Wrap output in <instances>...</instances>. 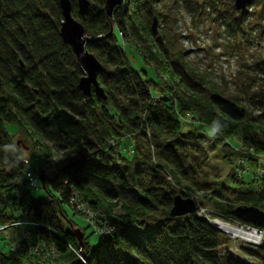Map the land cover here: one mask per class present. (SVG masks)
Here are the masks:
<instances>
[{"label":"trees","instance_id":"trees-1","mask_svg":"<svg viewBox=\"0 0 264 264\" xmlns=\"http://www.w3.org/2000/svg\"><path fill=\"white\" fill-rule=\"evenodd\" d=\"M68 1L71 17L90 38L87 52L100 64L96 81L104 101L92 90L84 96L77 88L83 74L59 36V0H0V228L24 218L38 225L30 228L32 235L54 250L58 264H82L72 252L79 249L74 236L61 227L62 219L74 226L63 209L72 190L109 229L94 247L77 229L86 264H264V243L239 249V258L230 253L224 236L195 215L200 203L188 216L169 215L174 196L189 198L187 193L198 190L210 192L204 196L207 202L221 198L219 214L225 219L238 221L237 205L264 213V86L247 92L240 103L207 89L186 66L171 25L177 5L194 11L196 0H123L110 17L104 0H87L82 18L76 0ZM213 1L224 3V22L236 28L233 0ZM258 3L263 15L264 0H251L241 15ZM153 21L156 30L163 24L161 35H152ZM114 28L145 65L167 77L169 93L152 95L155 83L131 66L114 41ZM186 115L191 123L183 128ZM5 125L15 128L13 134ZM205 129L216 145L237 138L235 158L255 171L263 168L246 182L231 170L228 179L236 186L220 189L229 198L220 197L201 176L207 160ZM19 133L35 139L33 154L51 171V178L43 179V199L30 196L29 161L12 141ZM123 141L131 144L130 156L117 151ZM182 183L183 192L175 191ZM128 226L138 228L134 236ZM22 259L0 252V264H22Z\"/></svg>","mask_w":264,"mask_h":264},{"label":"rangeland","instance_id":"rangeland-1","mask_svg":"<svg viewBox=\"0 0 264 264\" xmlns=\"http://www.w3.org/2000/svg\"><path fill=\"white\" fill-rule=\"evenodd\" d=\"M123 2L120 6H124ZM213 2L212 0H196L193 6L194 11H187L184 5H177L175 20L171 25L172 32L177 37L176 42L182 51L184 63L194 71L202 84L214 93L237 98L242 103L246 100L247 92H257L264 86V14H261L262 5L258 3L251 6L244 15H241L242 11H240L241 13L236 11L237 26L236 28H231V26L228 28L224 22V3L218 5L216 1ZM241 19L242 21L239 23ZM159 27L160 29L157 30L155 27V34L161 35L163 24H160ZM113 36L115 43L122 47L127 60L139 75L143 79L152 80L155 83L151 87L152 95L160 97L169 93L170 91L165 84L168 82L167 77L157 72L154 73L149 66L145 65L141 54L133 46L126 43L124 39L121 41L115 28L113 29ZM181 123L185 128L187 124L191 123V117L186 115L181 119ZM4 129L8 135L13 134L15 131V128L6 125ZM201 137L207 154L201 176L205 177V184L209 185L210 188H215L220 197L229 198V196H225L224 191L220 190L222 187L236 186L234 181L228 179V173L231 170H234L238 179L243 182L248 180L249 174H258L263 171V168H258L255 171L252 167H247L245 162L235 158L233 152H236V146L238 148L240 145L237 138H226L222 143L216 145L210 140L211 133L207 129L204 130ZM12 141L14 144L16 143L18 152L23 158L29 161L28 169L32 176L37 178V172L39 169H43V161L33 154L32 142L35 139L28 141L19 133L13 137ZM223 144L230 145V148H226ZM37 145L40 146L39 143ZM131 150L130 142L126 143V141H123L117 149L124 156H130ZM114 153L116 155V152ZM248 155H252L251 150L248 151ZM234 165L238 169H235ZM45 178L48 180L51 175H47ZM166 180L171 182L168 176ZM200 180L203 181V179ZM183 186L182 183L180 186L173 188L177 192H183ZM209 193L203 190L187 193V196L189 195V198L193 199L195 205H197V202L200 203V216L206 222L211 225V223L219 221L232 227L241 226L247 230L246 226L240 222L220 216L219 213L223 211L221 198L207 202L204 196L209 195ZM46 195V191L39 181H37L35 189L30 188V196L34 200L43 199ZM239 206L245 205H237L236 207ZM63 209L67 221L74 225L71 228L81 230L83 235L88 237L87 243L89 246L94 247L98 243L96 234L79 217L71 216L68 208L63 207ZM113 213L118 214V211L114 210ZM5 214H8V210ZM14 217L17 219L23 218L22 214L17 212H14ZM61 227L63 230L70 229V225L63 219L61 220ZM24 230L30 231V227H24ZM127 230L128 234L134 236L138 228L128 226ZM6 233L4 232V234ZM218 233L226 239L228 251L238 258L240 257L239 249H255L264 243L263 234L258 243L253 245L246 243L243 239H234L220 231ZM4 234L0 233V252L5 253L11 242L3 237ZM12 234L13 238L18 237V235Z\"/></svg>","mask_w":264,"mask_h":264},{"label":"water","instance_id":"water-1","mask_svg":"<svg viewBox=\"0 0 264 264\" xmlns=\"http://www.w3.org/2000/svg\"><path fill=\"white\" fill-rule=\"evenodd\" d=\"M123 0H104V12L110 17L114 8L119 7ZM251 0H233L235 11H241ZM89 2L87 0H76V12L79 17H83L87 11ZM59 8L62 16L59 28V36L71 50L76 64L79 66L83 76L79 79L77 88L84 96H89L92 90L95 95L105 100L102 89L96 81V74L100 68L99 62L86 50V44L90 41L83 33V29L78 21L70 15V4L68 0H59ZM155 21L150 26L152 35H155ZM43 175L39 172L37 180L43 185ZM195 211V202L190 198H181L176 195L172 199V206L169 212L172 218L188 216ZM236 219L243 225L249 226L259 231H264V213L253 207L239 206L233 210ZM212 228L217 231L213 226ZM78 246H82V235L70 228ZM218 232V231H217Z\"/></svg>","mask_w":264,"mask_h":264},{"label":"built area","instance_id":"built-area-1","mask_svg":"<svg viewBox=\"0 0 264 264\" xmlns=\"http://www.w3.org/2000/svg\"><path fill=\"white\" fill-rule=\"evenodd\" d=\"M45 178L51 173L48 167H44L40 171ZM28 186L30 188H35L37 180L28 176ZM67 207L70 211L74 213L75 216L79 217L84 221L88 228L96 234L99 241L103 240V237L108 233V226L105 224L103 217L95 213L90 209L85 203H83L78 195L70 190L66 196ZM201 211L195 214L197 217L200 216ZM38 226L34 223L29 222L28 220L15 221L6 227L0 228V233L7 232L3 235L4 238H7L11 243L10 246H7V251L13 254L20 256L22 259V264H58L56 261L57 254L50 247H46L39 236L32 235V231L24 230V227ZM246 226V225H245ZM247 229H254L249 226H246ZM256 230V229H254ZM258 232H262L256 230ZM11 232V233H10ZM18 235L17 238H13V234ZM23 246V248H21ZM72 250V249H71ZM76 259L82 264H86L81 254V249L77 251L72 250ZM250 262V260H246Z\"/></svg>","mask_w":264,"mask_h":264},{"label":"bare ground","instance_id":"bare-ground-1","mask_svg":"<svg viewBox=\"0 0 264 264\" xmlns=\"http://www.w3.org/2000/svg\"><path fill=\"white\" fill-rule=\"evenodd\" d=\"M246 6H245V8H246ZM245 8L243 10H245ZM243 10H241V11H243ZM238 12H240V11H238ZM195 208H196V206H195ZM212 226L217 231H220L222 233L228 234L231 237H233L234 239L235 238L243 239L246 243H248V244L250 243V244H253V245H256L258 243L260 237H262V234L264 235V231H262L260 233V232H258L256 230L250 229V228L247 229V230L243 229L241 226L232 227L230 225H227V224H224V223H220L219 221H215V222L211 223V227Z\"/></svg>","mask_w":264,"mask_h":264}]
</instances>
